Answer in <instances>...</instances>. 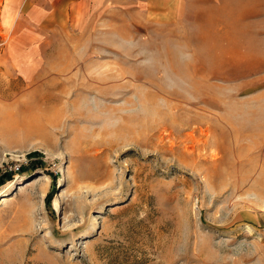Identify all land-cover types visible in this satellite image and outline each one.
<instances>
[{
  "label": "rangeland",
  "instance_id": "rangeland-1",
  "mask_svg": "<svg viewBox=\"0 0 264 264\" xmlns=\"http://www.w3.org/2000/svg\"><path fill=\"white\" fill-rule=\"evenodd\" d=\"M55 3L0 0V264H264V0Z\"/></svg>",
  "mask_w": 264,
  "mask_h": 264
},
{
  "label": "trees",
  "instance_id": "trees-1",
  "mask_svg": "<svg viewBox=\"0 0 264 264\" xmlns=\"http://www.w3.org/2000/svg\"><path fill=\"white\" fill-rule=\"evenodd\" d=\"M12 175L10 174H5L0 176V185H2L7 179H10ZM46 204L49 206L51 203V194L49 193L46 198H45Z\"/></svg>",
  "mask_w": 264,
  "mask_h": 264
},
{
  "label": "crops",
  "instance_id": "crops-1",
  "mask_svg": "<svg viewBox=\"0 0 264 264\" xmlns=\"http://www.w3.org/2000/svg\"><path fill=\"white\" fill-rule=\"evenodd\" d=\"M54 2L56 1L55 5L57 9L59 8H64L66 6V1L68 0H53ZM53 3V2H52ZM53 9V8H52ZM41 30L44 29V27H39Z\"/></svg>",
  "mask_w": 264,
  "mask_h": 264
},
{
  "label": "bare ground",
  "instance_id": "bare-ground-1",
  "mask_svg": "<svg viewBox=\"0 0 264 264\" xmlns=\"http://www.w3.org/2000/svg\"><path fill=\"white\" fill-rule=\"evenodd\" d=\"M37 121V120H36ZM38 128H39V125L36 123V122H34V124H33V130L36 132V133H38ZM42 181V180H41ZM59 210V209H58Z\"/></svg>",
  "mask_w": 264,
  "mask_h": 264
}]
</instances>
